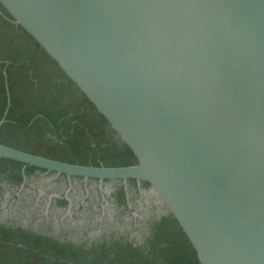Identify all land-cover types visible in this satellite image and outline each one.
<instances>
[{
  "label": "water",
  "instance_id": "water-1",
  "mask_svg": "<svg viewBox=\"0 0 264 264\" xmlns=\"http://www.w3.org/2000/svg\"><path fill=\"white\" fill-rule=\"evenodd\" d=\"M0 3L139 163L82 166L2 144L0 159L66 178L67 195L76 179L148 183L201 264H264V0Z\"/></svg>",
  "mask_w": 264,
  "mask_h": 264
},
{
  "label": "trees",
  "instance_id": "trees-1",
  "mask_svg": "<svg viewBox=\"0 0 264 264\" xmlns=\"http://www.w3.org/2000/svg\"><path fill=\"white\" fill-rule=\"evenodd\" d=\"M4 118L2 145L82 166L139 163L86 94L0 3V122ZM37 171L45 172L0 159V181L18 186ZM124 199L121 190L119 200ZM151 226L137 245L113 235L102 242L76 244L0 223V264H201L172 215L161 216Z\"/></svg>",
  "mask_w": 264,
  "mask_h": 264
},
{
  "label": "flooded vegetation",
  "instance_id": "flooded-vegetation-1",
  "mask_svg": "<svg viewBox=\"0 0 264 264\" xmlns=\"http://www.w3.org/2000/svg\"><path fill=\"white\" fill-rule=\"evenodd\" d=\"M39 175H48L57 179V181L65 182V188L61 190L48 191L45 190L42 193L38 188L33 192H27L30 187V179L32 177H37ZM93 183L97 184L98 187V198L95 203L92 202L94 198L91 197L90 189ZM107 185L114 186V191L108 194L106 191H102L101 184L99 181L89 180L84 181L82 179H76L72 181V189L67 195V191L70 188V184L64 177H55L50 173L37 171L31 177H25L23 183L20 185H13L7 181H0V205L5 200V194L7 189L13 193L12 199L10 202V207H13L17 211V215L24 216L22 213L26 207H36L35 213H32L33 218H42L46 217L48 220L47 227L52 229L55 216L58 214L59 218L63 219L64 224L62 228V233L60 236L51 233V230L48 228L49 232H38L41 234L53 236L60 241H67L76 244L88 242H102L106 238L112 237H123L125 240H131L137 244H141L144 241V238L148 235L151 224L154 221L160 219L161 216H168L166 213H163V207L157 205V202H154V196L151 192L150 185L147 186L145 182H132L131 180L127 183L124 182H105L103 188H108ZM84 190L79 196L77 195L78 189ZM16 190V191H15ZM121 190L124 192L125 199L122 202L119 200V194ZM88 191V192H87ZM58 195V197L50 198L51 195ZM145 194H150V199L153 201L152 205V214L148 216L134 217V212L137 211L135 202L138 198L143 200ZM129 195V198H128ZM69 197L71 202L67 199ZM67 201L66 206H61L60 201ZM130 204V205H129ZM121 209L125 214H130L133 216L132 219V229L131 232L138 234V238H134L131 234H126L123 231L114 227V224L110 222V213L111 208ZM49 212L47 213V211ZM125 214V215H126ZM119 220V219H118ZM123 220V218H122ZM121 221V220H120ZM124 221V220H123ZM1 224L14 227H23L19 223L6 224L0 221ZM117 225V224H116ZM28 229V228H27ZM30 230V229H28ZM34 231V230H32ZM100 231V236L94 238L92 236L93 232Z\"/></svg>",
  "mask_w": 264,
  "mask_h": 264
},
{
  "label": "rangeland",
  "instance_id": "rangeland-1",
  "mask_svg": "<svg viewBox=\"0 0 264 264\" xmlns=\"http://www.w3.org/2000/svg\"><path fill=\"white\" fill-rule=\"evenodd\" d=\"M65 182L64 179L63 181H57L56 178L48 176V175H39L37 177H32L30 179V187L28 188L27 192H31L33 193L37 188L39 190L42 191V193H44L45 190L48 191H53V190H61L64 189L65 187ZM108 188H103L102 191H106L108 194H110L111 192L114 191V186L112 187L111 185H107ZM91 192V197L94 198L92 200L93 203L96 202L97 198H98V187L96 183H93L90 187V189H88ZM12 191V190H10ZM7 189V193L5 194V200H3V202L0 205V221L6 224H12V223H19L20 225H22L23 227H25L26 229H30V230H34V231H38V232H49L48 228L50 229V227H47V218L44 216L42 218H33L32 217V213H35V209L36 207H26L25 210L22 212L24 214V216H19L18 217V213L17 211L13 208L10 207V202L13 196V193L10 192ZM16 191V190H15ZM84 190L78 189L77 191V195L79 196L81 193H83ZM88 192V191H87ZM153 195V193L151 194V196ZM150 194H145L143 196V200L141 201L140 198H138L135 202V206L137 208V211L134 212V217H145L148 216L150 214H152V200L150 199ZM154 202H157V199L154 198ZM49 212V210L47 211V213ZM110 215V222L111 225L112 223L114 224V227L119 229L120 231L125 232L126 234H131L132 237L134 238H138V234L135 232H131L132 229V219L133 216L130 214H125L121 211V209H117V208H111V212H109ZM55 216H52V218H54V222L52 225V229L51 233L55 234L57 236H60V234L63 232L62 228H63V224L65 221H63V219L59 218V216H57L58 214H54ZM123 218V220H122ZM119 219V220H118ZM121 220V221H120ZM117 224V225H116ZM100 231L97 232H93L92 236L94 238H98L100 236Z\"/></svg>",
  "mask_w": 264,
  "mask_h": 264
}]
</instances>
